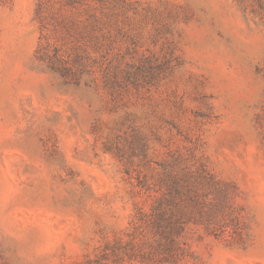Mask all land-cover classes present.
<instances>
[{
  "label": "rangeland",
  "instance_id": "374dc122",
  "mask_svg": "<svg viewBox=\"0 0 264 264\" xmlns=\"http://www.w3.org/2000/svg\"><path fill=\"white\" fill-rule=\"evenodd\" d=\"M0 264H264V0H0Z\"/></svg>",
  "mask_w": 264,
  "mask_h": 264
}]
</instances>
